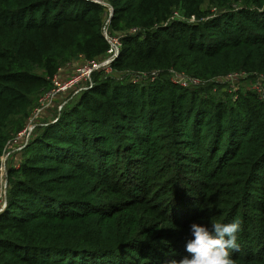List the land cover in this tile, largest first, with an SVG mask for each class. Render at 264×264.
I'll use <instances>...</instances> for the list:
<instances>
[{"label": "trees", "instance_id": "1", "mask_svg": "<svg viewBox=\"0 0 264 264\" xmlns=\"http://www.w3.org/2000/svg\"><path fill=\"white\" fill-rule=\"evenodd\" d=\"M111 6L109 32L123 33L112 67L151 73L97 75L38 126L31 153L7 168L0 264H172L190 255L192 223L235 220L234 264H264V98L215 100L167 74L264 73V0ZM105 12L91 0H0V168L12 119L20 133L63 55H106Z\"/></svg>", "mask_w": 264, "mask_h": 264}, {"label": "rangeland", "instance_id": "2", "mask_svg": "<svg viewBox=\"0 0 264 264\" xmlns=\"http://www.w3.org/2000/svg\"><path fill=\"white\" fill-rule=\"evenodd\" d=\"M105 5H111V0H99ZM208 4L205 5L207 7ZM189 22H193L194 19L188 20ZM123 33H116L114 36L121 37ZM90 61L87 58L79 53L77 50H72L69 53L63 55V57L59 61V68L62 69L67 64L84 66L88 64ZM76 69L74 68L71 71L67 72V75L64 76L61 80L68 81L70 80L76 73ZM151 72L147 71H132V70H125V71H116L112 67L109 70H102L100 72H96L93 75L92 82H94L95 77L98 75L103 78H113L118 81H130L138 83L142 80L148 78V74ZM154 73V72H152ZM58 74V72H57ZM167 74L169 75L170 79L177 85L186 88H193V87H204L207 89L208 95H210L215 100H229L233 101L237 99L238 93L252 91L257 93V88L261 89V95L259 96L264 98V73H247L244 71H228L225 70L221 74L210 78V81H206L205 79L198 80L193 78L190 74L185 71H179L176 69H170ZM128 79V80H127ZM157 79V76L152 78V80ZM52 87V84H51ZM88 87V84H81L80 86L76 87L71 93L63 94L58 99H56L55 103L53 104V109L49 115H47L41 125L39 127L47 126L46 123L49 121L50 118L55 116L58 112L60 114L63 112L68 105L74 103L80 93ZM44 93L37 94L36 99L34 101V107L32 110L38 105V100L40 96ZM25 121L22 119L20 115L15 116L12 119V123L10 124L8 130L6 131L7 134V142L4 150V155L7 153L8 155L4 158L6 159L5 165L3 168L2 174H0V209L4 204V200L7 198L8 194V182H7V168L9 165L18 166L19 163L25 156H28L31 153V150L28 149L29 145H31L32 140L29 141L28 145L24 147L22 150H19V147L23 144L20 142L16 143L17 135L21 127L24 125ZM54 123V122H52ZM37 128L35 131L38 133L40 128Z\"/></svg>", "mask_w": 264, "mask_h": 264}, {"label": "built area", "instance_id": "3", "mask_svg": "<svg viewBox=\"0 0 264 264\" xmlns=\"http://www.w3.org/2000/svg\"><path fill=\"white\" fill-rule=\"evenodd\" d=\"M105 8L106 20L103 29L105 39L109 44L106 55L100 59L90 61L88 64L81 66L76 70L75 75L68 81H62L58 74L52 79V87L42 94L38 100V105L33 109L30 117L27 120L25 128L17 135L16 143L20 142L22 145L19 150L26 147L29 141L33 138V131L36 127L40 126L44 118L49 115L53 109V104L56 99L63 95L71 93L76 87L81 84H92L93 75L96 72L102 70H109L112 68L114 62L119 58L122 49V38L116 37L110 34V18L113 14V8L111 5H105L99 0H91ZM70 67V64L66 65V68ZM258 92L261 93L260 89L257 88ZM8 154L5 153L2 157V164L0 173L2 174ZM7 158V157H6ZM7 170V169H6ZM7 198L3 201L5 202Z\"/></svg>", "mask_w": 264, "mask_h": 264}, {"label": "clouds", "instance_id": "4", "mask_svg": "<svg viewBox=\"0 0 264 264\" xmlns=\"http://www.w3.org/2000/svg\"><path fill=\"white\" fill-rule=\"evenodd\" d=\"M241 223H192L185 251L190 254L172 264H234L231 253L239 251Z\"/></svg>", "mask_w": 264, "mask_h": 264}, {"label": "crops", "instance_id": "5", "mask_svg": "<svg viewBox=\"0 0 264 264\" xmlns=\"http://www.w3.org/2000/svg\"><path fill=\"white\" fill-rule=\"evenodd\" d=\"M73 67L79 69L81 66L76 67V65H74ZM73 67H72V65H70V67H68V68H66V66H64V68H62V69L59 68V70H58V76L61 79L64 78V76L67 75V72L68 71H71L73 69Z\"/></svg>", "mask_w": 264, "mask_h": 264}, {"label": "water", "instance_id": "6", "mask_svg": "<svg viewBox=\"0 0 264 264\" xmlns=\"http://www.w3.org/2000/svg\"><path fill=\"white\" fill-rule=\"evenodd\" d=\"M59 118H60V112H58L55 116H53L52 118H50L49 121L46 123V125H47V124H50V123H52V122L57 121ZM6 205H7V200L4 202L2 208L0 209V212H1L2 210H4V208L6 207Z\"/></svg>", "mask_w": 264, "mask_h": 264}, {"label": "bare ground", "instance_id": "7", "mask_svg": "<svg viewBox=\"0 0 264 264\" xmlns=\"http://www.w3.org/2000/svg\"><path fill=\"white\" fill-rule=\"evenodd\" d=\"M62 81H63V80H62ZM258 88H259V87H258ZM259 89H260V88H259ZM260 91H261V89H260ZM257 92H258V90H257ZM258 94L261 95V93H259V92H258ZM59 97H60V96H59ZM59 97H58V98H59ZM58 98H57V99H58ZM57 121H58V120H57ZM55 122H56V121H55ZM24 128H25V127H24ZM36 129H37V127L35 128V130H36ZM35 130L33 131V134H34Z\"/></svg>", "mask_w": 264, "mask_h": 264}]
</instances>
